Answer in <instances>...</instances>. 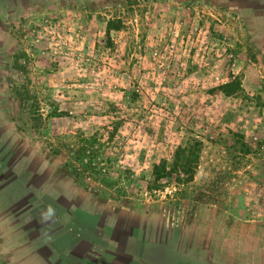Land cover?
<instances>
[{
  "label": "rangeland",
  "instance_id": "374dc122",
  "mask_svg": "<svg viewBox=\"0 0 264 264\" xmlns=\"http://www.w3.org/2000/svg\"><path fill=\"white\" fill-rule=\"evenodd\" d=\"M235 217L264 244V0H0V264H219Z\"/></svg>",
  "mask_w": 264,
  "mask_h": 264
},
{
  "label": "crops",
  "instance_id": "0c3cea01",
  "mask_svg": "<svg viewBox=\"0 0 264 264\" xmlns=\"http://www.w3.org/2000/svg\"><path fill=\"white\" fill-rule=\"evenodd\" d=\"M239 217L228 221L227 233L225 228L219 238L217 257L219 264H258L257 258L264 256V244H256L255 237L259 238L261 229L242 231L239 227ZM258 234V235H256ZM144 256V255H143ZM222 258V261H220ZM245 262V263H244Z\"/></svg>",
  "mask_w": 264,
  "mask_h": 264
},
{
  "label": "trees",
  "instance_id": "16d2710c",
  "mask_svg": "<svg viewBox=\"0 0 264 264\" xmlns=\"http://www.w3.org/2000/svg\"><path fill=\"white\" fill-rule=\"evenodd\" d=\"M120 25H117L115 21L110 20L107 23V36H110L111 31L113 30H119ZM236 87H240L239 83L236 81L228 82L219 87L218 90L221 91V93L231 96L235 91ZM190 163V160L187 158V149L185 148H179L175 153V160L173 163V167L171 170H169L166 166L165 162H161L154 165L153 169V176L156 181H160L161 179L169 177L172 173L179 172L180 169L182 171L187 172L188 171V165ZM131 261H134L133 259L129 258Z\"/></svg>",
  "mask_w": 264,
  "mask_h": 264
},
{
  "label": "clouds",
  "instance_id": "9594fccd",
  "mask_svg": "<svg viewBox=\"0 0 264 264\" xmlns=\"http://www.w3.org/2000/svg\"><path fill=\"white\" fill-rule=\"evenodd\" d=\"M53 215H54V210L51 206H49L47 211L43 214L44 219H50Z\"/></svg>",
  "mask_w": 264,
  "mask_h": 264
}]
</instances>
